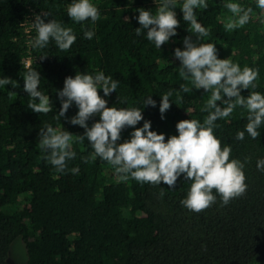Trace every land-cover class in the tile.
<instances>
[{
  "label": "trees",
  "instance_id": "16d2710c",
  "mask_svg": "<svg viewBox=\"0 0 264 264\" xmlns=\"http://www.w3.org/2000/svg\"><path fill=\"white\" fill-rule=\"evenodd\" d=\"M73 2L0 0V79L12 80L0 85V264H11L9 252L16 238L24 244V264H264V171L256 167L264 159V123L257 129V139L245 132L238 141L236 133L248 122L245 108L237 106L229 117L214 122L213 134L221 147L231 146L230 160L244 164L247 190L227 205L213 190L216 202L197 213L180 203L190 187L183 175L169 189L162 181L160 185L132 178L121 181L113 166L99 158L85 163L82 157L93 150L86 139L76 140L84 129L68 122L78 109L73 104L65 117L58 118L56 94L66 77L102 72L119 81L116 92L107 97L98 89L107 106L140 109L144 119L136 127L150 121V130L163 133L167 142L178 135L177 122L203 123L212 111H202L211 93L179 76L180 62L173 50H183L186 36L197 44H215L218 59L258 70L256 87L242 89L241 95H264V9L256 0H206L208 8L194 12L209 35L197 38L183 21L184 0H176L177 35L157 49L146 33L136 35L140 25L134 17L141 8L155 14L162 0H90L100 14L95 23L70 19L67 8ZM230 2L250 7L252 13L244 26L227 31L225 24L235 18L225 7ZM37 14H46L45 22L55 20L73 30L76 41L70 49L61 51L51 39L44 48L32 47L37 35L32 20ZM85 31L94 32L90 40ZM26 58L31 60L28 67ZM29 68L40 73L38 90L52 101L47 114L28 108L31 97L23 91V77ZM181 84L192 90L184 93ZM170 91L172 104L161 119L160 96ZM149 95L156 107H144ZM98 120L92 117L87 124L91 127ZM46 125L74 134L71 150L76 156L67 161L63 173L40 149L38 133ZM132 131L125 127L117 143L130 139Z\"/></svg>",
  "mask_w": 264,
  "mask_h": 264
},
{
  "label": "clouds",
  "instance_id": "9594fccd",
  "mask_svg": "<svg viewBox=\"0 0 264 264\" xmlns=\"http://www.w3.org/2000/svg\"><path fill=\"white\" fill-rule=\"evenodd\" d=\"M256 4L264 9V0H256ZM225 7L235 17L225 24L227 31L248 23L252 13L250 7L245 9L231 2ZM175 8L176 0H162L155 14L142 8L136 9L139 14L134 18L140 25L135 29L136 35H141L143 31L148 41L154 42L157 49L161 48L170 37L177 35L176 29L180 25ZM197 8L207 9L206 0H184L180 10L183 21L190 24L197 38H202L209 35V30L197 22L194 12ZM67 15L77 23L88 19L95 23L100 14L90 0H74L67 8ZM42 17H46V14H37L32 20V27L37 33L31 42L32 47L44 48L51 39L61 51L70 49L76 41L73 30L62 27L55 20L45 22ZM93 35V31L84 32L86 39L90 40ZM183 45V50H173L175 59L180 62L179 76L195 89L211 93L202 111H212H209L203 123L195 119L181 120L175 125L178 135L169 136L165 142L163 133L157 134L150 130V121L145 120L142 127H136L144 119L140 109L107 106V100L99 95L98 89H102L104 97H107L116 92L119 81L102 72L94 76L76 73L74 77H66L63 88L56 93L60 100L57 116L65 117L69 108L76 105L78 111L68 122L84 129L83 135H75L76 140L83 142L86 139L93 150L89 157H82L85 163L89 159L99 158L113 166L121 181L132 178L153 185H160L162 181L169 189H174L177 179L183 175L184 180L190 182V187L186 198L180 203L188 210L199 213L216 202L213 190L220 196L223 205L245 194L244 164L237 159L230 160L231 146L221 147V141L213 134V128L216 127L214 122L229 117L237 106L245 108L248 122L243 131L236 133L235 139L242 141L245 132L252 139H257L260 136L257 129L264 123V95L259 92H251L247 97L241 95L242 89L256 87L254 81L258 77V70L247 66L241 69L229 59H218L215 44H197L191 36H186ZM45 58L40 57L41 60ZM40 77L38 71L29 68L23 77V91L31 97L29 109L38 114H47L52 111V101L38 90ZM11 83L8 77L0 79V85ZM180 89L184 93L192 90L186 84H181ZM171 95L170 91L160 96L161 119L171 107ZM217 101L223 107L218 106ZM143 104L144 107H156L151 95L145 97ZM95 116L99 117L98 122L89 127L87 121ZM125 127L133 129L130 139L117 143ZM38 136L40 149L48 153L45 158L58 172L63 173L67 161L76 156L71 150L74 134L46 125L39 130ZM256 167L264 171V159L258 160ZM71 171L77 172L78 169L73 168Z\"/></svg>",
  "mask_w": 264,
  "mask_h": 264
},
{
  "label": "rangeland",
  "instance_id": "374dc122",
  "mask_svg": "<svg viewBox=\"0 0 264 264\" xmlns=\"http://www.w3.org/2000/svg\"><path fill=\"white\" fill-rule=\"evenodd\" d=\"M11 264H24L26 252L21 238H16L10 247L9 259Z\"/></svg>",
  "mask_w": 264,
  "mask_h": 264
},
{
  "label": "built area",
  "instance_id": "2783aa9c",
  "mask_svg": "<svg viewBox=\"0 0 264 264\" xmlns=\"http://www.w3.org/2000/svg\"><path fill=\"white\" fill-rule=\"evenodd\" d=\"M27 33H29V28H27ZM30 63H31L30 58H26V59L24 60V64H25L27 67L30 65Z\"/></svg>",
  "mask_w": 264,
  "mask_h": 264
}]
</instances>
